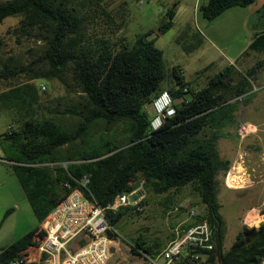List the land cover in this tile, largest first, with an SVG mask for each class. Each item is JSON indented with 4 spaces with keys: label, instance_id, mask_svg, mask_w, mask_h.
<instances>
[{
    "label": "trees",
    "instance_id": "trees-1",
    "mask_svg": "<svg viewBox=\"0 0 264 264\" xmlns=\"http://www.w3.org/2000/svg\"><path fill=\"white\" fill-rule=\"evenodd\" d=\"M256 0H208L199 9L213 20L234 6H248ZM167 10L158 31L137 34L132 42L113 45L107 38L98 44L85 37L81 18L69 8L66 0H6L0 1V23L9 16H22L12 30L18 39L46 38L49 46L46 59L51 68L44 77H58L72 66L86 94L83 108H66L64 112L78 116L73 129L64 127L55 116L36 115L32 105L37 100L36 87L31 82L16 84L19 69L12 58H5L4 40L0 37V80L6 88L0 91L8 107L22 109L18 124L6 133L11 142L4 145L5 158L13 161L18 177L37 220L41 223L50 211L88 175L86 193L93 195L107 208L110 224L120 236L116 223L125 214H133L130 205L114 211L110 208L116 197L133 193L139 184L143 191L162 194L192 185L206 206L203 219L211 224L217 240L216 251L206 264H260L264 261V223L248 226L237 234L234 244L224 249L221 204L217 198L218 175L231 168V160L223 158L218 147L220 129L234 122L235 111L244 95L252 91L250 76L264 66L257 60L245 73L229 64L197 88L186 79L182 69L174 66L171 85L160 88L166 78L163 52L155 45L152 34L165 33L174 25L176 5ZM257 12L263 18L264 5ZM191 30L189 25L183 36ZM180 35V36H182ZM202 43L198 38L197 45ZM196 45V44H195ZM194 47L188 45L187 50ZM249 49L264 54V27L253 36ZM248 48L243 54L248 53ZM28 67H23L22 70ZM40 77L31 76L30 79ZM229 79V81H227ZM166 92L172 111L161 117L152 114L147 105ZM235 99L232 101V99ZM166 112V110H165ZM126 123L128 138L122 144L101 135L89 147V135L98 122ZM68 146V147H65ZM60 157H50L58 153ZM66 164L55 167V176L45 161L58 159ZM137 180L140 181L136 182ZM12 211L8 209L5 216ZM39 226L8 247L0 249V264H13L27 256L36 244L34 234ZM70 246L77 250L86 242L84 237ZM134 253L157 254L156 246H144L141 237L130 239ZM22 264H37L24 261Z\"/></svg>",
    "mask_w": 264,
    "mask_h": 264
},
{
    "label": "rangeland",
    "instance_id": "rangeland-1",
    "mask_svg": "<svg viewBox=\"0 0 264 264\" xmlns=\"http://www.w3.org/2000/svg\"><path fill=\"white\" fill-rule=\"evenodd\" d=\"M175 1L147 0L139 5V0H66L69 8L81 18L87 40L98 44L101 42L100 39L107 38L116 46L120 44L122 38L125 42H132L137 34L150 29L158 31L164 15L174 6ZM195 2L196 0H180L176 5L178 14L174 20V27L165 33L159 32V34L151 35L155 38V45L163 52L167 76L160 88L164 91L171 85L174 66L182 69L186 79L193 86L201 88L207 84L210 77L218 72V69L234 64L238 71L245 73L257 60L264 58V54L248 48L254 34L264 27L263 18L259 12L251 14L248 7L234 6L213 20L203 18L200 12V21L205 20L198 23L194 13ZM21 18L22 16H9L0 23V37L5 43L2 46L3 56L11 57L12 63L20 70L15 83L31 82L35 85L37 100L32 107L36 115L55 116L64 127L73 129L78 122V116L64 112V110L69 107L81 110L86 101V94L82 91L72 66H68L58 77L41 76L51 68L46 59L49 42L43 37L18 39L12 30L20 23ZM191 18L201 34L190 37L188 33L187 36H183L182 34H185L183 32H186L185 22ZM198 38L202 39L200 45H197ZM188 45L194 48L189 51L186 49ZM247 48L249 52L243 54ZM23 67L28 68L22 70ZM36 75L40 77L30 79L31 76ZM250 81L252 91L244 95L239 102L234 122L220 129L221 136L218 139L219 151L223 157L233 158L239 151H242L245 171L247 175L249 174V182L246 181L244 186L237 188L227 187L221 182L225 176L224 172L221 171L218 175L221 183L217 186V198L221 204L224 249H229L234 244L237 234L245 225H248L245 222L250 212L252 216H256L257 224L264 223V220L258 222L263 218L259 216V213L264 212V66L257 74L250 76ZM5 88L4 81L0 80V91ZM162 96L167 103L170 95L164 92ZM159 98L147 105L152 114L158 115L154 120L155 126L160 123V117L163 116V112H159ZM234 100L233 98L232 101ZM21 112H23L22 109L8 107L5 99L0 98V133L10 131L9 126L16 127L17 115H21ZM245 123L256 124L258 131L241 139L238 128ZM101 135L122 144L127 140L129 131L123 121L98 122L93 125L92 132H90L88 149H91L93 140H97ZM0 143L5 145V139H1ZM136 182L140 183L139 180ZM230 182H232L231 179ZM138 187L141 185L139 184ZM22 193H24L23 190ZM168 194L182 198L188 196L191 199H196L198 196L192 185L180 190L173 189ZM168 194L147 191L144 210L141 213L125 214L119 219L116 227L122 236L114 242L121 243L125 250L118 247L106 264H141L140 261L131 259L133 253L129 241L143 231L145 220L142 216L145 215L148 204L154 212L152 235L160 240L165 237L170 231L168 227L172 218H166L167 212L162 213L163 206L160 200L168 197ZM23 195L26 197L25 194ZM27 205V211L23 207L16 212L15 222L26 223V225L37 222L28 202ZM195 208L199 211L204 206L198 204Z\"/></svg>",
    "mask_w": 264,
    "mask_h": 264
},
{
    "label": "built area",
    "instance_id": "built-area-1",
    "mask_svg": "<svg viewBox=\"0 0 264 264\" xmlns=\"http://www.w3.org/2000/svg\"><path fill=\"white\" fill-rule=\"evenodd\" d=\"M145 1L139 0V5ZM159 101L160 113L164 115L172 111L171 98L166 103L161 96ZM12 128L9 126L10 131ZM257 131L258 126L254 123H245L238 128L241 139ZM240 160L243 162V155ZM88 180V175H85L80 182L81 186L72 189L50 211L34 234L36 244L29 248L27 256L16 259L13 264H22L24 261L37 264H106L109 261L112 255L111 243L115 238L108 231H118L109 222L107 208L100 205L91 193H86ZM137 194L138 190L118 195L110 208L117 211L121 206L130 205L133 213H141L145 206L142 198L137 201L134 199ZM180 207V204L176 205L177 209ZM196 214L195 210H191L192 216ZM259 216L263 218L258 222L264 220V212L259 213ZM256 222V216L250 212L247 223L258 226ZM173 233L174 237L157 254L143 255L147 264H204L209 262L218 247L214 230L206 219L188 227L179 226ZM81 237L86 242L77 250H72L71 243Z\"/></svg>",
    "mask_w": 264,
    "mask_h": 264
},
{
    "label": "crops",
    "instance_id": "crops-1",
    "mask_svg": "<svg viewBox=\"0 0 264 264\" xmlns=\"http://www.w3.org/2000/svg\"><path fill=\"white\" fill-rule=\"evenodd\" d=\"M178 2H180V0H176ZM208 0H196L195 4H194V13H195V18L196 21L198 23H202L204 22L205 19H201L200 21V17H199V13L201 12L199 9V6L201 3H205ZM264 5V0H256L255 2H253L252 4L245 6L248 7L250 9L251 14L256 13L261 7H263ZM177 11H176V15L175 18L177 16ZM203 16V14H202ZM174 18V20H175ZM203 18H205L203 16ZM174 25H175V21H174ZM173 25V27H174ZM191 26V30H190V37L192 36H196V35H200L201 31L198 28V26L194 23L193 18L189 19L188 21L185 22V26L184 27H188ZM172 27V28H173ZM200 27V26H199ZM252 41V40H251ZM250 41V43H251ZM233 61V60H232ZM221 69H218L217 71H220ZM13 128L15 126H12ZM5 132V131H4ZM2 132L0 133V140L1 139H5L6 133L7 132ZM6 144L10 143L11 140L9 139H5ZM59 149H58V153L56 154H50V157H60L59 154ZM221 154V153H220ZM241 155L242 151H239L238 154H236L235 157L233 158H229V157H222L226 158V159H230L231 160V168L225 173V176H223V182L227 187L230 188H237L240 186H244L245 182L249 180V174H246L245 171V166H244V160L243 162H241ZM58 159H55L53 161L49 160V161H45L42 164L49 166V170H53L54 173H52V175L55 176V167L59 164H66V162H61ZM14 162L5 158V154H4V145L0 143V249L1 248H5L8 247L10 244L14 243L15 241H17L19 238H21L22 236H24L25 234L29 233L30 231L34 230L37 226L41 225V223L37 220V222L34 223H30V225H26L23 224L22 222H15L16 218V212H18L19 210L24 209L27 211L28 209V204H30L27 195L18 179V177L16 176L12 164ZM230 179L232 182H230ZM219 182V183H221ZM242 182V183H241ZM249 182V181H248ZM247 185V184H246ZM142 186L141 187H137L136 190H138V194L137 196L134 197V199L137 201L140 198L143 199V204L145 203L146 200V191L142 190ZM22 190L24 191V193H22ZM168 194V192H166ZM26 195V197H24V195ZM164 194V193H162ZM168 197H164V199H162L161 205L163 206L162 208V213L167 212L166 213V218H172V222L169 225V229L170 231H168V233L165 235V237H163L162 240L157 239L155 236H153V232H154V212L153 209H150V204L147 205L146 207V213L144 216H142L145 220V224L143 226V231L141 233H139L136 237H141L145 244L144 246H149V245H154L156 246L157 243H161L160 246H163L161 249H163L169 242L170 240L174 237V233L173 230L179 226L181 227H188L191 226L192 224L195 223L196 219L198 216L204 214V212L206 211V206L205 204L201 201L200 196L198 195L196 197V199H191L188 196H184V198L180 197V196H173V194H168ZM26 200V201H25ZM181 204L182 206L180 208H176V205ZM198 204H203L204 208L202 210H196V205ZM31 206V204H30ZM174 207V208H173ZM8 209H12V211L8 214V216H5V213ZM252 209H255L252 208ZM31 210L33 212L32 206H31ZM191 210H195L196 211V215L192 216L191 215ZM34 213V212H33ZM35 215V214H34ZM36 217V216H35ZM37 219V218H36ZM13 221V224H11V222ZM8 222H10V225H8ZM247 223V218H246V222ZM251 225V224H248ZM259 225V224H257ZM119 230V229H118ZM115 239H119L118 237ZM112 240V255L113 253L117 250V248L122 247V249L125 250V247L122 246L121 243H116L114 242V240ZM79 241L78 239L73 241L71 243L70 246L77 244ZM132 250V249H131ZM133 253V256H131L132 260H137L140 261L141 264H147L144 257L142 255H139L137 253ZM111 255V256H112ZM181 264V263H180ZM184 264V263H183ZM206 264V263H204Z\"/></svg>",
    "mask_w": 264,
    "mask_h": 264
},
{
    "label": "water",
    "instance_id": "water-1",
    "mask_svg": "<svg viewBox=\"0 0 264 264\" xmlns=\"http://www.w3.org/2000/svg\"><path fill=\"white\" fill-rule=\"evenodd\" d=\"M131 199H133V196H131ZM219 247V246H218ZM260 264H264V261L262 262V263H260Z\"/></svg>",
    "mask_w": 264,
    "mask_h": 264
}]
</instances>
